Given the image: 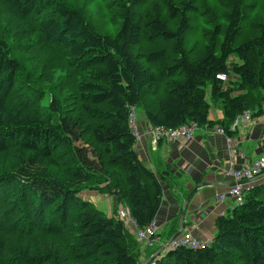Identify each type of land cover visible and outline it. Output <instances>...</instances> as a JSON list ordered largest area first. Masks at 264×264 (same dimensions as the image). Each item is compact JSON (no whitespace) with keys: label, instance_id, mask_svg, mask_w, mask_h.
I'll return each mask as SVG.
<instances>
[{"label":"trees","instance_id":"16d2710c","mask_svg":"<svg viewBox=\"0 0 264 264\" xmlns=\"http://www.w3.org/2000/svg\"><path fill=\"white\" fill-rule=\"evenodd\" d=\"M96 1L121 8L118 18L108 17V25L119 19L112 36L62 0H0V264H264V180L241 189V202L217 215L213 238L202 247L168 244L148 262L162 246L158 233L154 246L145 247L120 219L80 196L84 189L115 195L138 229L156 217L164 184L182 204L191 190H179L170 166L155 172L137 154L131 108L151 126L194 122L233 137L238 115L263 112L264 23L241 39L244 0H214L226 26L216 25L200 50L189 53L183 34L192 0L179 6L159 0L170 19L180 18L173 29L158 12L146 20L142 11L152 0H82L91 9ZM146 27L150 34L143 35ZM143 40L168 43L174 60L165 58L164 45L140 59L132 49ZM44 45L66 57L43 59L35 49ZM18 49L36 60L37 85L49 79L51 58L70 64L69 71L62 69L51 93L21 86ZM207 89L219 118L209 115ZM178 218L169 223L168 240Z\"/></svg>","mask_w":264,"mask_h":264},{"label":"crops","instance_id":"0c3cea01","mask_svg":"<svg viewBox=\"0 0 264 264\" xmlns=\"http://www.w3.org/2000/svg\"><path fill=\"white\" fill-rule=\"evenodd\" d=\"M136 126L141 135L136 142L135 150L143 163L155 172L165 168L166 165L170 166L173 182H178L179 190L187 192L196 187L199 182L204 181L219 184L198 188L183 210L182 223L185 224L184 226L195 222L197 224L195 236L199 240L210 241L215 233L217 215L226 212L233 204H236L234 198L231 197L223 202L216 198L220 193L228 192L227 185L232 181L231 177L225 173L229 158L232 157L231 166L237 168L242 163L264 155V110L260 116L252 117L248 122L240 123L236 127L232 137L234 141L232 152L228 148L226 136L211 129L198 128L194 131L191 142L187 144L159 141L154 147L148 134L150 125L146 119L138 116ZM200 174L204 175V181H192L194 178L197 180ZM263 180L264 173L250 184ZM180 200L179 195L175 196L170 187L164 184L160 207L153 220L158 226V231L162 225H168L180 214ZM160 240L159 237L158 244H161Z\"/></svg>","mask_w":264,"mask_h":264},{"label":"rangeland","instance_id":"374dc122","mask_svg":"<svg viewBox=\"0 0 264 264\" xmlns=\"http://www.w3.org/2000/svg\"><path fill=\"white\" fill-rule=\"evenodd\" d=\"M171 1L173 4L177 6H179L180 4V0H171ZM62 3L66 5H74V6L81 8L84 13L86 12V14L89 15L94 20L92 22L103 26V27L97 26L100 30L104 31L105 33L111 36L112 34L115 33V31H117L119 27V24H118L119 19L117 23L114 25L107 24L108 17L111 18V21L119 17V14L121 12V8L119 6H116L112 9H108V5H106L103 2L96 1L94 3L93 8L91 9V5H89V7L87 8L86 5L82 2V0H62ZM244 3H245V17H244L243 26L241 27V30L239 33V36L241 37V39H245L250 35H256L258 33L256 24L259 22L264 23V0H244ZM153 5H155V10L152 8ZM192 6H193V10L191 12H185V14L190 19L191 22H190L189 28L183 34V47L184 49L189 51V53L191 51L193 53H197V50H200V46H203L208 40L209 35L213 31V28L216 25H218L220 26V28H223L224 30L227 22H226V19L223 17L217 2H215L214 0H192ZM91 10H93V12ZM142 12H143V15L146 17L147 21H150L151 19H153L155 12H158L170 29L175 28V26L177 25L180 19L179 17L175 19H170L167 16V11L164 8L163 3H161L159 0H152L147 6L144 7ZM95 14L100 18V20H98L95 17ZM6 15L8 19L9 14L6 13ZM146 34H150L149 28L147 27L143 29V35H146ZM35 35L39 37V34L37 33L34 34L33 37ZM160 45L165 46V47H161L165 51V58H168V59L172 58V61H173L176 55L175 53L169 54L171 51V46L168 43H164V44L155 43L154 44L152 42H149L148 40H143V42L134 46L132 51L134 55H136L140 59L145 60L146 54L148 53V49L154 48ZM23 49L26 50V47ZM35 51L44 53L43 59H46L49 57V55H53V54L57 55V59H60L59 57L62 55L66 57L63 50L59 49V50H54V52H52L48 50L47 46L45 45L40 47V49H35ZM14 54L16 56H19L18 58L21 60L20 64L22 67L21 72H19L20 80L18 81V84L20 83L21 86H26V87L35 86L36 90L38 87H40L42 88L44 92H47V93H51V88H52L51 83L54 82V80H59L63 76H65V71H69V68H70V64L68 65L67 63L58 62V60L56 61L53 58H51L50 61H51V64H53L54 68L47 76L49 79H46L42 81L39 85H37L33 80V77L39 74L40 72V69H38L35 65L36 60L29 59L28 58L29 53L25 51L24 53H22L21 49H18L17 51H15ZM144 66L148 68L149 70H151L152 72L156 73V70L152 67V64L144 65ZM62 69L65 71H63ZM33 89L35 88H32V91H34ZM71 90L73 91V89ZM20 92L23 93L24 91H20ZM206 99L208 103L210 104V110H209L210 117L216 119L217 117L222 115L221 109L217 108L215 103H213L210 100L208 89L206 91ZM138 116H142V115L137 114L136 120ZM149 130H150V127H149ZM149 130H148V134L150 135ZM83 141L85 142V145H90L92 147L97 146L95 144L88 143L87 139L85 138L83 139ZM172 142H184L187 144L191 142V140L180 138ZM242 164H240L239 166H241ZM204 178H205L204 175L200 174L197 180H195L196 178H194L193 180L191 179V180L199 182V181H204L203 180ZM80 196L84 200H87V199L91 200L92 202L91 201L89 202L95 208L103 212L105 215L108 214L107 216H115V215L117 216L118 214L117 210L119 208L120 209L125 208V205L117 204L116 196L110 193H102V192H98L97 190L84 189L80 193ZM125 228L127 230V227ZM168 229H170V224L168 225L164 224L159 228L158 233L161 239L160 240L161 244L158 245V247L168 240L167 239ZM128 232L132 234L134 237L136 236L134 233V228H130ZM141 243L146 247V244L144 242H141ZM143 245H141L140 259H141V255L143 254V250L145 249Z\"/></svg>","mask_w":264,"mask_h":264},{"label":"built area","instance_id":"2783aa9c","mask_svg":"<svg viewBox=\"0 0 264 264\" xmlns=\"http://www.w3.org/2000/svg\"><path fill=\"white\" fill-rule=\"evenodd\" d=\"M222 78L224 77L222 76ZM131 109L132 111L129 116V125L132 128L136 139L138 140L141 134L136 126V111L133 108ZM251 119L252 117L250 113L246 111L242 115H238L234 119L231 128L234 130L240 123L248 122ZM198 128V125L194 122L183 124L177 128H164L163 126L150 125L149 132L151 144L155 147L157 146L159 141L172 142L180 138L192 140V138L194 137V131ZM211 130L225 135L223 129L220 127L216 126L214 128H211ZM226 141L228 143V148L232 152L234 146L232 137L226 136ZM231 165L232 157L229 158L226 174L231 177L232 181L241 182V184L238 183L237 185L230 187L227 193H220L216 198L218 201L223 202L228 197H231L234 198L235 203L238 204L242 200L241 189L250 187L252 185L250 183L253 182L256 177H259L264 173V155L250 162L243 163L237 168H233ZM117 211L118 214L117 216H115L124 223L125 227H127V230H130V228H134V233L137 240L144 242L148 248L154 246L155 242L158 241V226L154 221L146 225L143 229H138L131 217V213L128 207L125 206V208H119ZM196 229L197 224L195 222H191L189 225L183 226L181 233L178 237H176L169 243V247L175 248L179 245L193 249L202 247L203 244L207 243V241L199 240L195 236L194 232L196 231Z\"/></svg>","mask_w":264,"mask_h":264},{"label":"water","instance_id":"95a60500","mask_svg":"<svg viewBox=\"0 0 264 264\" xmlns=\"http://www.w3.org/2000/svg\"><path fill=\"white\" fill-rule=\"evenodd\" d=\"M241 184V182H234V181H231L228 183L227 187H232V186H235L237 184ZM219 184L217 183H214V182H200L197 184L196 187H194L189 193L188 195L184 198L182 204H181V212L179 214V223H178V230L177 232L172 235L169 240L167 241V243L164 245V246H161V248L155 252V254H153L149 259L146 260V262H148L150 259H152L155 255H157V253H159L166 245H168L172 240H174L176 237L179 236V234L181 233V230H182V217H183V210L185 208V206L188 204V201L191 199V197L193 196V194L197 191L198 188H202V187H207V186H218Z\"/></svg>","mask_w":264,"mask_h":264}]
</instances>
